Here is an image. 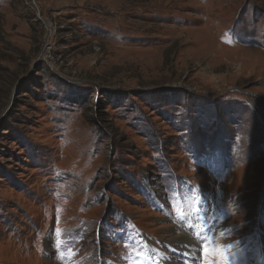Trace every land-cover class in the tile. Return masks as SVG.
Masks as SVG:
<instances>
[{
  "label": "rangeland",
  "instance_id": "374dc122",
  "mask_svg": "<svg viewBox=\"0 0 264 264\" xmlns=\"http://www.w3.org/2000/svg\"><path fill=\"white\" fill-rule=\"evenodd\" d=\"M204 242L264 264V0H0V264Z\"/></svg>",
  "mask_w": 264,
  "mask_h": 264
},
{
  "label": "bare ground",
  "instance_id": "6f19581e",
  "mask_svg": "<svg viewBox=\"0 0 264 264\" xmlns=\"http://www.w3.org/2000/svg\"><path fill=\"white\" fill-rule=\"evenodd\" d=\"M175 238L181 239V240H174L175 242L174 241L167 242L165 244V247L169 248L168 251H171V252L172 251H176V252L185 251L186 252L187 251V246L189 247L193 243V241H191V242H183V240L185 241V240H190L191 239V237L188 234L181 235V236H178V237H175ZM145 253L146 254L149 253L150 257L152 258V260H151L152 264H171L170 260H169L170 257L168 256V254L164 250V248H159V249L147 248ZM188 264H190V263L188 262Z\"/></svg>",
  "mask_w": 264,
  "mask_h": 264
},
{
  "label": "snow or ice",
  "instance_id": "6c2138e0",
  "mask_svg": "<svg viewBox=\"0 0 264 264\" xmlns=\"http://www.w3.org/2000/svg\"><path fill=\"white\" fill-rule=\"evenodd\" d=\"M203 255V264H218V261L212 260L209 257L215 256V249L210 248L207 242H204L201 248Z\"/></svg>",
  "mask_w": 264,
  "mask_h": 264
},
{
  "label": "trees",
  "instance_id": "16d2710c",
  "mask_svg": "<svg viewBox=\"0 0 264 264\" xmlns=\"http://www.w3.org/2000/svg\"><path fill=\"white\" fill-rule=\"evenodd\" d=\"M200 138H201V137H200ZM200 138H199V139H200Z\"/></svg>",
  "mask_w": 264,
  "mask_h": 264
}]
</instances>
